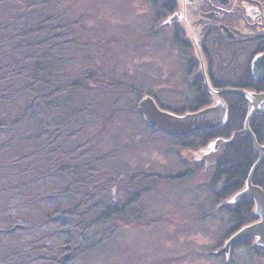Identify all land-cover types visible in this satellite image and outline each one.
I'll list each match as a JSON object with an SVG mask.
<instances>
[{
  "label": "rangeland",
  "instance_id": "rangeland-1",
  "mask_svg": "<svg viewBox=\"0 0 264 264\" xmlns=\"http://www.w3.org/2000/svg\"><path fill=\"white\" fill-rule=\"evenodd\" d=\"M161 2L0 0V26H9L13 22L18 26L13 31L18 29L20 47L15 52L19 58L22 49L28 47L24 42L28 37L24 35L36 34L33 22L38 9L47 7L49 15H61L58 38L63 37V40L57 41V46H61L64 40L71 44L66 49H58L55 56L64 62L62 83L70 91L67 94L79 90L78 96L83 102L76 103L78 117L61 120L60 125L57 120L52 121V127L49 124L52 119L43 108L35 105V113L28 110L30 116L24 125L31 127L41 121L46 123L48 138L51 137L45 138L50 140L49 152L44 154L42 161L43 156H35V147L29 146L30 159L19 160L17 169L32 178L38 173L34 170L38 164L46 166L47 179L27 187L26 191L34 194L47 192L50 205L60 197L57 196L61 188L82 185L75 202H84L86 196L93 198L101 208L92 211L93 219L111 210L110 224L98 226L93 232L99 229L106 233L109 228L116 227L112 236L72 264H264V248L257 247L253 239L235 245L228 259L214 254L228 236L258 220L253 215V203L251 213L254 219L241 226L236 224L232 215L244 206L234 212L224 210L228 206L217 208L225 201L217 203L220 192L226 196L229 194L221 176L215 179V167L218 168L222 161L206 168L187 169L192 151L180 147L176 136L147 124L137 111L144 94L153 96L167 109L178 108L177 89L180 88L185 97L190 86V77L184 78L188 74L184 70L187 56L172 36L173 30L168 25L171 21L156 20ZM22 28H25L24 34ZM8 34L9 31H5L2 37L6 38ZM9 45L7 52H12L15 43ZM196 52L201 53L197 48ZM66 60H70L68 65ZM75 121L78 125L74 128L70 122ZM216 136L223 135H213L207 144L220 139ZM3 138L0 136V140ZM69 166H75L73 169L78 175L76 171L72 170V173ZM28 168L33 170L26 171ZM133 172V175L148 173L153 179H147V184L155 186L148 191L141 189L145 185L140 182L129 186L128 177ZM242 189L232 192L231 197ZM62 199L67 205L72 198L64 196ZM124 204H129V210L144 209V217L136 219L138 214H133V210L125 214L112 213L113 207L122 208ZM32 214L36 220L41 217L38 211ZM38 254L31 256L38 257Z\"/></svg>",
  "mask_w": 264,
  "mask_h": 264
},
{
  "label": "trees",
  "instance_id": "trees-1",
  "mask_svg": "<svg viewBox=\"0 0 264 264\" xmlns=\"http://www.w3.org/2000/svg\"><path fill=\"white\" fill-rule=\"evenodd\" d=\"M46 8L41 6L35 16L33 25L37 30L36 34L24 35L28 37L24 39L28 47L22 49L20 58L15 52L20 47L18 29L13 31L17 24L12 21L9 26H0V136H4L0 140V264H72L78 257L108 240L116 230V227H111L106 233L100 232L99 229V233L93 232L98 226L110 224L111 210L93 219L92 211L101 209L93 198L86 196L87 200L84 202L83 200L75 202V198L79 196L78 192L81 193L83 189L82 185L80 187L72 185V188L63 190L61 188L57 196L60 197L50 205L47 201V192L34 194L26 191L27 187L47 179L49 174L44 172L46 166L38 164L37 169L34 168L38 173L32 178L19 173L17 169L19 160L30 159L31 155L27 152L29 146L35 147L33 150L37 153L35 156H43L42 161L45 159L44 154L49 152L47 147L50 140H45L48 138L49 129L42 121L31 127L24 125L26 118L30 116L28 110L35 113L37 108L34 109L35 105L43 108L52 119L49 123L52 127V121L57 120L60 125L61 120L78 117L79 106L76 103H83L82 97L78 96L79 90L67 94L70 91H67L62 83L64 77L62 68L65 66L55 55L58 54L56 53L58 49H66L71 43L64 40L61 46H57V41L63 40V37L58 38L62 17L60 14L49 15ZM24 29H21L22 34ZM5 31H9L6 38L2 37ZM14 43L12 52L10 50L7 52L9 44ZM65 63L68 65L70 60H66ZM63 91L65 93H62ZM70 124L74 128L78 125L76 121ZM225 132L226 128L216 133H208L206 137L209 139L212 134L225 135ZM245 145L248 146L247 152L236 151L235 144L231 145L215 174V179L221 176L224 188L229 194L243 187L250 167L255 162L249 144ZM74 167L69 166L71 172H77L78 175ZM29 170L33 169L28 168L26 171ZM134 173L128 177L129 186L131 183L133 185L140 182L145 185L141 188L145 189L144 191L153 188L154 184H147V179L152 180V176L144 172L133 175ZM66 195L72 198L67 205L62 199L64 196L67 197ZM225 196L224 193L219 198ZM128 206L129 204H124L118 209L113 207L112 213L125 214L126 211L133 210V214H138L135 216L136 219L144 217V209L129 210ZM240 206H244V209L237 208L238 210L231 211L237 210L232 218L238 226L254 219L251 213L252 202L249 199L243 200ZM42 210L45 213H42ZM37 211L41 213V217L36 220L32 213L35 214ZM51 225L56 228L53 230ZM34 254H38V257L31 256Z\"/></svg>",
  "mask_w": 264,
  "mask_h": 264
},
{
  "label": "flooded vegetation",
  "instance_id": "flooded-vegetation-1",
  "mask_svg": "<svg viewBox=\"0 0 264 264\" xmlns=\"http://www.w3.org/2000/svg\"><path fill=\"white\" fill-rule=\"evenodd\" d=\"M159 5L156 20L171 21L168 25L173 30L172 36L187 56L184 70L188 74L184 78L190 77V86L185 97L181 89H177L178 108L173 109L176 113L195 112L210 105L212 97L206 79L215 89H238L264 95V0H162ZM186 12L190 20L185 22ZM196 48L201 53L198 54ZM219 96L228 109L227 123L221 128H226L227 132L216 137H234L233 142L225 148L220 161L225 158L231 145L235 144V150L242 152L248 149L245 144H249L255 162L260 154L263 155L254 181L256 179L255 183L264 188V98L259 102L252 101L251 97L235 92ZM251 105L255 115L250 121V130L258 143L257 151L244 129ZM212 131L214 130H202L185 138L174 137L180 147L192 151L187 169L198 168L197 166L206 168L214 161L216 155L202 153L208 147L209 139L206 134ZM214 151L216 153L217 148ZM223 194L222 191L219 196ZM229 196L231 193L217 200V203ZM243 200L245 199L223 209H237ZM254 250L258 252L257 249Z\"/></svg>",
  "mask_w": 264,
  "mask_h": 264
},
{
  "label": "water",
  "instance_id": "water-1",
  "mask_svg": "<svg viewBox=\"0 0 264 264\" xmlns=\"http://www.w3.org/2000/svg\"><path fill=\"white\" fill-rule=\"evenodd\" d=\"M185 29L189 31L188 28ZM206 81L208 91L212 97V104L198 111L177 114L170 110L162 109L156 102L155 98L148 94L142 96L138 103L137 111L142 114L144 121L155 129L167 135L181 137L201 130L220 129L226 124L228 109L226 103L219 97L221 93L235 92L245 94L247 97L249 96L253 99L261 97L262 100V98H264V95L258 96L244 90L215 89L207 79ZM254 113L255 110L251 105L244 129L250 136V141L254 150L257 151L258 143L250 130V121L254 117ZM233 139L234 137L228 139L220 138L210 143V145L202 151V153L205 152L207 154V152H213L216 149V146L219 147L214 161L208 165H215L221 160L225 148L233 142ZM184 153L186 154L188 151ZM190 153L192 154V152ZM262 160L263 155L260 154L258 160L254 163L249 172L243 189L217 206V208L231 206L237 204L241 199L250 198L253 202V215L256 216L258 220L246 224L237 230L224 242V245L221 248L214 252L215 255L223 254L228 259L234 246L246 239H253L257 247L264 248V189L255 185L253 182L256 171L261 165Z\"/></svg>",
  "mask_w": 264,
  "mask_h": 264
},
{
  "label": "bare ground",
  "instance_id": "bare-ground-1",
  "mask_svg": "<svg viewBox=\"0 0 264 264\" xmlns=\"http://www.w3.org/2000/svg\"><path fill=\"white\" fill-rule=\"evenodd\" d=\"M184 14H185V15H184V18L187 19V20H185V22H186V21H189V20H190V19H189V17H190L189 14H188L187 12L184 13ZM255 95H257V94H255ZM258 96H263V95L261 94V95H258ZM251 98H252V97H251ZM221 99H222V98H221ZM222 100H223V99H222ZM253 100L259 102V101L261 100V97L258 98V99H253V98H252V101H253ZM216 148L219 149L218 146H216ZM243 187H244V185H243Z\"/></svg>",
  "mask_w": 264,
  "mask_h": 264
}]
</instances>
